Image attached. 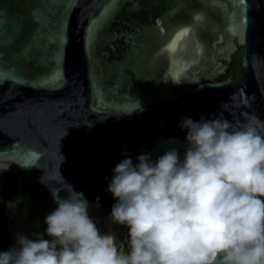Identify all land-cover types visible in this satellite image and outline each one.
<instances>
[{"label": "water", "instance_id": "1", "mask_svg": "<svg viewBox=\"0 0 264 264\" xmlns=\"http://www.w3.org/2000/svg\"><path fill=\"white\" fill-rule=\"evenodd\" d=\"M139 2V11L128 4L111 23L101 18L92 40L90 25L110 0H0V173L14 180L8 250L17 234L51 239L44 220L57 205L49 187L58 191L61 176L84 193L96 225L106 223L125 243L128 228L109 220L116 201L106 191L123 153L135 163L176 148L182 159L184 117L222 113L236 122L254 111L264 120V0ZM131 26L142 29L138 42L146 45L138 56L125 44ZM185 27L169 53L170 38ZM25 44L34 47L21 62ZM125 62L135 76L118 66ZM233 93L251 107L233 108Z\"/></svg>", "mask_w": 264, "mask_h": 264}, {"label": "clouds", "instance_id": "2", "mask_svg": "<svg viewBox=\"0 0 264 264\" xmlns=\"http://www.w3.org/2000/svg\"><path fill=\"white\" fill-rule=\"evenodd\" d=\"M229 102L252 103L237 93ZM242 115L236 122L222 113L182 118V159L176 148L155 160L146 152L135 163L123 153L106 191L116 201L109 220L128 228L126 249L97 227L83 192L62 176L55 191L43 176L57 205L44 220L51 239L17 234L0 264H264V120L254 111Z\"/></svg>", "mask_w": 264, "mask_h": 264}, {"label": "snow or ice", "instance_id": "3", "mask_svg": "<svg viewBox=\"0 0 264 264\" xmlns=\"http://www.w3.org/2000/svg\"><path fill=\"white\" fill-rule=\"evenodd\" d=\"M117 4V0H110V3L105 7V9L100 13V16L94 20L92 22V24L90 25V37L92 40L95 39V33L98 27H100V19L104 18L106 23H111L115 20V17L119 14V12L124 8V6L131 4V11H139L141 9V4L139 2V0H119V6L113 8V5ZM111 11V14L109 15V10ZM156 27L159 28V31L161 34L164 33V28L162 26V22L160 20H157L155 22ZM133 27V32L135 33V35L132 34H127L124 39H125V44L130 46L133 53H135L137 56L139 55V52L146 47L145 44L143 43H139V38L142 35V29L140 28H136L135 26H131ZM61 32H62V28H61ZM189 33V29L187 27L174 32L173 37L170 38V42L166 45V49L169 53L175 52L177 49V42L181 41L182 37H185L187 34ZM34 47V45H28L25 44L23 45L19 50H18V56L21 60V62H23L26 58H28L31 53H32V48ZM57 54L59 55V46L57 47ZM97 63H99V61H97ZM121 70L128 76L129 78V74H133L132 72V66L130 64H128L127 62L125 63H121L118 65ZM135 76V75H134ZM136 78V77H135ZM102 97L103 94L101 93ZM136 107H138V105H136ZM129 109H126L124 111H128Z\"/></svg>", "mask_w": 264, "mask_h": 264}, {"label": "trees", "instance_id": "4", "mask_svg": "<svg viewBox=\"0 0 264 264\" xmlns=\"http://www.w3.org/2000/svg\"><path fill=\"white\" fill-rule=\"evenodd\" d=\"M14 180L11 176L0 173V252L7 251V206L6 201L13 190Z\"/></svg>", "mask_w": 264, "mask_h": 264}, {"label": "built area", "instance_id": "5", "mask_svg": "<svg viewBox=\"0 0 264 264\" xmlns=\"http://www.w3.org/2000/svg\"><path fill=\"white\" fill-rule=\"evenodd\" d=\"M97 227L101 230V232L108 233V229H107L106 223H101V224L97 225Z\"/></svg>", "mask_w": 264, "mask_h": 264}]
</instances>
